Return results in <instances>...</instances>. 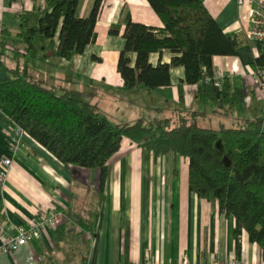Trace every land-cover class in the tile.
<instances>
[{"label": "crops", "instance_id": "0c3cea01", "mask_svg": "<svg viewBox=\"0 0 264 264\" xmlns=\"http://www.w3.org/2000/svg\"><path fill=\"white\" fill-rule=\"evenodd\" d=\"M94 1L79 0L78 15L86 17ZM197 1L222 32L242 42L234 57H214L212 66L214 75L226 78L231 89L243 91L244 100L233 111L199 116L196 122L225 119L234 126L264 118V78L259 81L251 70L255 57L264 63V42L245 38L250 28L247 6L240 9L236 0ZM44 5L45 0H0V52L4 53L0 61L13 66L15 52L23 49L18 37L21 18L28 17L32 25ZM129 22L162 28L146 0H101L93 41L82 55L69 61L54 58L50 41L38 39L22 62L30 75L48 85L82 93L113 124L200 111L195 87L185 84L182 68L170 71L169 87L122 89L116 67L125 44L122 32ZM112 29L118 34H110ZM53 44L56 47L57 36ZM171 57L164 50L150 54L149 62L169 63ZM130 58L134 62L133 54ZM3 76L0 73V79ZM15 129L0 112V170L4 160L11 161L0 183V216L19 226L37 212L56 209L62 220L40 239L0 254V264H172L182 258L192 264L235 262L233 218L221 214L214 200L200 199L190 191L186 159L154 156L125 140L109 159L101 183L98 170L63 166L25 134L13 145ZM4 239L0 230V246ZM240 264H264L246 233L241 235Z\"/></svg>", "mask_w": 264, "mask_h": 264}, {"label": "trees", "instance_id": "16d2710c", "mask_svg": "<svg viewBox=\"0 0 264 264\" xmlns=\"http://www.w3.org/2000/svg\"><path fill=\"white\" fill-rule=\"evenodd\" d=\"M146 1L162 28L134 22L124 27L125 44L116 67L122 89L169 87L170 71L182 68L185 84L195 87L200 111L113 124L82 93L48 85L30 75L22 59L32 54L38 39L50 41L54 58L69 61L82 55L93 41L101 7V0H95L89 14L80 17L79 0H45L32 25L28 17L21 18L18 37L23 49L15 52L13 66L0 61L4 75L0 79V112L61 165L98 170L101 183L109 159L125 140L154 156L171 154L186 159L190 191L200 199L214 200L221 214L233 218L235 261L240 263L243 233L257 245L264 261V118L219 131L196 122V117L219 115L242 104L243 91L231 89L226 78L220 87L214 85L212 66L214 57H234L242 42L222 32L197 0ZM110 34L117 35L118 29ZM164 50L172 54L169 63L151 65L150 54ZM251 70L261 76V57L254 58Z\"/></svg>", "mask_w": 264, "mask_h": 264}, {"label": "built area", "instance_id": "2783aa9c", "mask_svg": "<svg viewBox=\"0 0 264 264\" xmlns=\"http://www.w3.org/2000/svg\"><path fill=\"white\" fill-rule=\"evenodd\" d=\"M237 6L242 9L244 6L248 8V18L250 28L245 34L247 40L263 41L264 42V0H236ZM259 81L264 78V72L261 76H256ZM223 77L214 75L213 82L216 87H220ZM209 81L206 78V82ZM263 94L262 107L264 109V84H261ZM16 128V127H15ZM23 133L19 129H15L10 141L16 145L20 135ZM11 161L4 160L3 168L0 170V183H2L7 175ZM62 220V213L56 209L47 212H37L34 219L24 225L15 226L8 219L0 216V230L5 237L4 244L0 246V254H10L17 251L20 247L38 240L49 230L55 228ZM172 264H192L187 258H182L179 262ZM212 264H240L235 262L224 263L215 261Z\"/></svg>", "mask_w": 264, "mask_h": 264}, {"label": "rangeland", "instance_id": "374dc122", "mask_svg": "<svg viewBox=\"0 0 264 264\" xmlns=\"http://www.w3.org/2000/svg\"><path fill=\"white\" fill-rule=\"evenodd\" d=\"M198 125L202 128L212 129L216 131L233 127V125L228 124L225 119H220L219 121L216 122H212V121L209 122V120L208 121L199 120Z\"/></svg>", "mask_w": 264, "mask_h": 264}]
</instances>
